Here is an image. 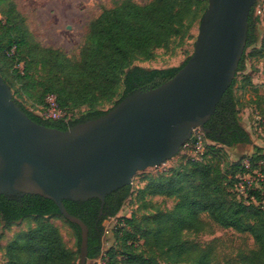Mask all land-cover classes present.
Segmentation results:
<instances>
[{
	"label": "trees",
	"instance_id": "obj_1",
	"mask_svg": "<svg viewBox=\"0 0 264 264\" xmlns=\"http://www.w3.org/2000/svg\"><path fill=\"white\" fill-rule=\"evenodd\" d=\"M258 4L259 0L248 19L247 44L237 75L205 124L206 136L213 143L206 144L204 153L196 157L181 150L176 168L146 178L149 182L136 198L138 210L130 216L119 214L132 196L133 183L108 194L102 214L98 198L64 200L66 209L89 228L88 260L99 264H215L212 242L201 244L192 237L204 232L213 234L217 226L252 236L255 248L239 250L237 264H264V192L248 188L244 198L238 191L239 176L254 170L264 176V147L254 146L245 157L250 161V170L243 164L245 159L231 164L229 173L215 162L216 155L225 148L251 143L250 133L242 125V99L236 98L234 85L238 74L246 75L245 79L252 83L246 50L258 43V26L264 22V14H256ZM207 6L208 0H152L146 4L121 0L91 21L80 55L73 58L61 49L42 46L15 0H0V59L10 60L11 67L24 65L20 72L13 70L11 76L20 85L17 94L31 99L32 108L14 95L13 98L33 121L60 130L98 118L110 109L97 105L115 106L137 90L157 87L177 74L189 57L181 66L168 68H146L135 62L153 60L158 49L182 46ZM261 47L264 48V37ZM1 75L8 83L2 72ZM8 84L11 89L15 86ZM254 86L264 88V83ZM49 95L55 96L59 109L70 117L68 123L39 114L47 109ZM260 97L249 107H255L264 117ZM82 107L88 110L77 117ZM157 195L172 198L173 206L164 209L148 198ZM143 206L146 214L140 213ZM50 217L66 219L50 199L35 194H0V224L11 226L29 218L36 223L18 232L7 244V264H76L79 259L65 247L58 229L44 220ZM112 218L115 223L106 234L105 221ZM68 222L80 252L81 229Z\"/></svg>",
	"mask_w": 264,
	"mask_h": 264
},
{
	"label": "water",
	"instance_id": "obj_2",
	"mask_svg": "<svg viewBox=\"0 0 264 264\" xmlns=\"http://www.w3.org/2000/svg\"><path fill=\"white\" fill-rule=\"evenodd\" d=\"M257 1L208 0L194 52L174 77L66 130L33 121L0 74V194L54 201L80 227L79 264H87L89 228L64 200L98 198L102 214L108 194L174 158L195 128H205L236 77Z\"/></svg>",
	"mask_w": 264,
	"mask_h": 264
},
{
	"label": "rangeland",
	"instance_id": "obj_3",
	"mask_svg": "<svg viewBox=\"0 0 264 264\" xmlns=\"http://www.w3.org/2000/svg\"><path fill=\"white\" fill-rule=\"evenodd\" d=\"M121 0H15L18 10L26 17V23L29 30L35 36L37 42L45 47H54L61 49L68 56L78 58L81 48L83 46L85 37L89 31V25L92 20L97 18L104 9L114 7ZM140 4H146L152 0H134ZM264 0H259V6H262ZM1 19V16H0ZM199 23H197L191 31V36L180 47H171L170 50L158 49L156 57L150 61H137L135 64L146 68H168L173 66H181L185 60L194 52V44L198 34ZM258 43L249 47L246 50V66L249 79H245L246 75L238 74L236 83L234 85V93L237 99L241 100L242 110L249 108L251 101L258 99L261 106H264V88L256 87L254 84L263 78L262 70L264 68V48L261 47V41L264 37V22L258 26ZM11 54V53H10ZM8 55V54H7ZM9 56V55H8ZM11 57V56H9ZM7 64V65H6ZM12 62H3L0 59V74L5 75L10 83L15 84L12 88V94L19 100H23L28 108L33 101L27 97L20 98L16 92L20 88L19 83H16L11 72L23 69L22 64L10 65ZM237 75V74H236ZM255 80V82L253 81ZM8 82V83H9ZM114 105L106 103L97 105L103 110L111 109ZM87 107H82L76 116L79 117L82 112H85ZM81 112V113H80ZM243 114V112H242ZM243 117V116H242ZM251 143L239 144L234 148H225L216 155L215 162L223 169V171H231V164L244 160L249 153L254 150V146L258 145L264 147V132L251 131ZM178 154L161 164L159 167H151L145 171L138 172L133 179L132 196L125 202L119 216H130L132 212L138 210L136 198L141 189H143L149 182L146 178L156 177L169 168H176ZM209 157H207L208 159ZM241 196L245 194L239 192ZM156 204H160L161 208L167 209L173 206V199L165 196H151L148 197ZM146 206L141 208L140 213L146 214ZM45 221L52 223L62 235L65 247L79 259L80 252L77 244L75 231L69 222L61 217L44 218ZM114 222L110 220L105 221L106 226L112 227ZM36 225L32 218L22 220L14 225L6 226L0 224V264H7L8 259L6 255V246L13 239V237L21 230H27ZM109 237V235H107ZM201 244L212 242L215 247V254L217 256L215 264H237V253L239 250L249 251L255 248L254 240L248 233H238L233 229H224L213 227V234L204 232L192 237ZM111 243L110 239H106ZM109 244H106L108 247ZM79 264V260L76 262ZM87 264H99V261L88 260Z\"/></svg>",
	"mask_w": 264,
	"mask_h": 264
},
{
	"label": "built area",
	"instance_id": "obj_4",
	"mask_svg": "<svg viewBox=\"0 0 264 264\" xmlns=\"http://www.w3.org/2000/svg\"><path fill=\"white\" fill-rule=\"evenodd\" d=\"M255 9L256 14H264V3L262 6H259L258 4ZM47 104L48 106L46 110L38 111L41 116L53 120L62 119L67 123L69 122L70 117L59 109L54 95H49L47 97ZM243 118L246 121L247 130L250 134L251 131H258L260 133L264 132V117L259 114L255 107L251 106L244 109ZM212 143L213 142L207 138L204 129L197 127L193 130L191 138L184 143L181 150L190 152L192 155L198 157L204 153L206 144ZM243 164L247 169L250 170V161L248 158L243 161ZM239 178L241 181L238 184V191L242 194H245V197H247L248 188H253L256 190L258 189L264 192V176L258 171L254 170L253 172H249L244 176H239ZM259 180L263 182V185L260 184ZM251 198L255 201L254 197ZM262 207L264 208V200L262 201ZM110 221L115 223V218L110 219ZM110 228L111 227L106 226V234H109Z\"/></svg>",
	"mask_w": 264,
	"mask_h": 264
},
{
	"label": "crops",
	"instance_id": "obj_5",
	"mask_svg": "<svg viewBox=\"0 0 264 264\" xmlns=\"http://www.w3.org/2000/svg\"><path fill=\"white\" fill-rule=\"evenodd\" d=\"M263 75V78L258 82V84H262L264 83V74L262 73ZM253 81L255 82V80L253 79ZM256 83V82H255ZM243 116V115H242ZM242 125L247 129V126H246V121L244 120V118L242 117Z\"/></svg>",
	"mask_w": 264,
	"mask_h": 264
}]
</instances>
